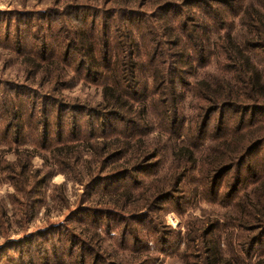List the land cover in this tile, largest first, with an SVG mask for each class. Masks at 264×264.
<instances>
[{
  "label": "rangeland",
  "instance_id": "rangeland-1",
  "mask_svg": "<svg viewBox=\"0 0 264 264\" xmlns=\"http://www.w3.org/2000/svg\"><path fill=\"white\" fill-rule=\"evenodd\" d=\"M201 1H176L168 14L158 0H0V264H203L201 241L186 239L192 230L212 231L217 264H264V233L243 255L239 232L224 225L229 194L240 197L264 177V145L244 172L212 180L191 164L178 169L174 158L185 147L200 162L219 122L237 127L240 118L215 111L203 131L193 87L224 77L218 45L224 32L241 41L242 9L257 0ZM177 23L200 45L174 48ZM90 44L106 57L99 68H89ZM253 57L264 66V51ZM117 82L132 100L128 113L103 103V86ZM165 114L177 133L161 131ZM249 229L252 238L260 232Z\"/></svg>",
  "mask_w": 264,
  "mask_h": 264
},
{
  "label": "trees",
  "instance_id": "trees-1",
  "mask_svg": "<svg viewBox=\"0 0 264 264\" xmlns=\"http://www.w3.org/2000/svg\"><path fill=\"white\" fill-rule=\"evenodd\" d=\"M148 1L153 3L155 0ZM158 1L162 2V8L169 14L173 13L177 8L175 2L179 0ZM189 1L190 5H195L196 7L197 5L205 4L201 0ZM228 1V3H224V7H228V4L231 5V2L238 0ZM256 3L257 4L255 5L248 3L242 9L240 24L244 32L242 35H238L241 41L237 42L232 38V34L224 32V40L221 41V43H224V46L223 44L220 45L221 43L218 45L224 56V77L215 78L211 81L202 80L196 83L195 87H193L196 101L201 102L204 105L199 106L201 112L205 113V118L201 124L203 131L210 120L211 114L215 111L233 109L240 115L237 127L235 124H231L225 120L224 122H219V138L212 142L210 149L206 154L203 153L200 155V162H195L193 160L194 153L188 148L182 147L175 152L174 158L178 164V169H186V165L191 164L193 167H198V172L202 175L201 178L204 180H212L220 175L225 177L230 171L238 167H241V171L244 172L243 166L246 158L264 145V66L253 57V52L264 51V0H257ZM205 13L206 12L204 11L203 14ZM172 27L175 30L171 28V34L176 36V42H178L174 45V48L182 45L180 50H185V45L190 47V49H193L194 45H200L196 36L193 38L185 36L186 34L191 33L189 31L190 28L185 26V23H177ZM158 32L160 35L161 33L164 34L162 28L160 30L158 29ZM178 33L185 40V43ZM162 39H165V35H163L161 40ZM165 41L163 42L173 49L172 45ZM128 45L135 50L134 42L133 45ZM85 49L87 51V56H90L89 68L92 69L90 64L99 68L102 62L105 61L103 58H106L104 54L102 56L100 55L98 58L97 49H99V44L98 46L90 44L88 47H85ZM107 59L109 58L107 57ZM255 61L257 63H255ZM262 62H264V59ZM174 64V59L167 64L168 72L172 70V65ZM156 69L153 81L159 85L161 82L164 83L165 79L161 77L159 69ZM133 71H131V77L134 75ZM119 84L120 83L117 82V84L114 83V86L113 84H105L103 86V103L107 109L125 110L128 113L131 109L127 107L126 101L132 102V100H130L127 92L124 91ZM169 94L174 96L175 92L173 91L172 93L170 90ZM174 101L175 99L173 98L172 103H174ZM254 112H259L261 115H257ZM247 115L253 116L246 121L245 117ZM165 117L166 124L161 126V131L168 135L170 133H177L175 121L173 122V126L168 125L169 115L165 114ZM200 117H202V115ZM23 175L24 173H21V177ZM233 180L234 184L231 186V193H237L240 186L238 172ZM171 181L172 183L170 186H167L168 191H172L176 188L178 183L176 174H174V179H171ZM21 183L22 181L20 184ZM250 186V189L244 192L240 197L229 194L227 198H233L230 205L231 210L228 216H224V225L239 232L235 245L239 247L241 250H239V253L243 255H249L251 249L260 243V238L264 233V177L261 179H254ZM161 187H159V185L154 186L155 189L153 190V196L161 198L164 193ZM253 226H255V229L252 230L253 232L260 231L254 238L249 235L252 233L249 227ZM198 232L199 236L196 235V230L188 231L186 236V239H188L187 241L191 244L196 241H201L202 251L205 255V258H203L205 260L203 264H217L215 253L217 241L213 242L212 239L207 238L212 231L207 230L204 232L203 230H199ZM228 235L230 240L233 239L234 234L232 232H229ZM246 235L249 236L247 237ZM190 238H193V240ZM160 251H162V248H160ZM130 252H132V249ZM231 263L230 259L224 258V264ZM141 264H144V262Z\"/></svg>",
  "mask_w": 264,
  "mask_h": 264
}]
</instances>
